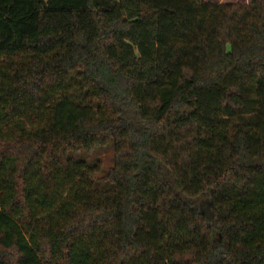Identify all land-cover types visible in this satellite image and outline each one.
<instances>
[{
	"label": "trees",
	"instance_id": "obj_1",
	"mask_svg": "<svg viewBox=\"0 0 264 264\" xmlns=\"http://www.w3.org/2000/svg\"><path fill=\"white\" fill-rule=\"evenodd\" d=\"M0 264H264V0H0Z\"/></svg>",
	"mask_w": 264,
	"mask_h": 264
},
{
	"label": "rangeland",
	"instance_id": "obj_2",
	"mask_svg": "<svg viewBox=\"0 0 264 264\" xmlns=\"http://www.w3.org/2000/svg\"><path fill=\"white\" fill-rule=\"evenodd\" d=\"M250 0H218L220 3L225 2H242L248 3ZM23 58V56H22ZM21 59V58H19ZM37 126L30 124L29 130L31 132L35 131ZM84 160L88 163L90 167L93 169L90 170L91 177L95 180L96 185L100 186H107L105 181L103 180L105 174L109 170V168L113 165V151L110 148H100L94 151L89 155L84 154ZM196 205L199 208V211L206 215L210 216V206H209V196L204 194L196 199Z\"/></svg>",
	"mask_w": 264,
	"mask_h": 264
}]
</instances>
